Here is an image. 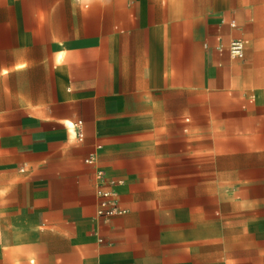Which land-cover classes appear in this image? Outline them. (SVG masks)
Wrapping results in <instances>:
<instances>
[{
  "label": "crops",
  "instance_id": "1",
  "mask_svg": "<svg viewBox=\"0 0 264 264\" xmlns=\"http://www.w3.org/2000/svg\"><path fill=\"white\" fill-rule=\"evenodd\" d=\"M0 264H264V0H0Z\"/></svg>",
  "mask_w": 264,
  "mask_h": 264
},
{
  "label": "built area",
  "instance_id": "2",
  "mask_svg": "<svg viewBox=\"0 0 264 264\" xmlns=\"http://www.w3.org/2000/svg\"><path fill=\"white\" fill-rule=\"evenodd\" d=\"M228 53L230 58L232 59H241L244 53V44L242 41L233 40L230 42L228 46ZM73 129L75 130L76 138L78 140L82 139V131H81V122H76L72 125ZM98 195L100 201L97 207V216L104 220L109 219L112 216L124 213L121 210L116 202L112 199L110 193L104 191H98Z\"/></svg>",
  "mask_w": 264,
  "mask_h": 264
}]
</instances>
